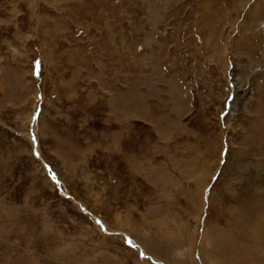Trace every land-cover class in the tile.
<instances>
[{"label": "rangeland", "instance_id": "rangeland-1", "mask_svg": "<svg viewBox=\"0 0 264 264\" xmlns=\"http://www.w3.org/2000/svg\"><path fill=\"white\" fill-rule=\"evenodd\" d=\"M0 264H264V0H0Z\"/></svg>", "mask_w": 264, "mask_h": 264}, {"label": "bare ground", "instance_id": "bare-ground-1", "mask_svg": "<svg viewBox=\"0 0 264 264\" xmlns=\"http://www.w3.org/2000/svg\"><path fill=\"white\" fill-rule=\"evenodd\" d=\"M254 12H255V11H254ZM260 21H262V20L260 19ZM235 213H236V212H235ZM229 216H230V215H229ZM238 216H239V217H238ZM253 216H254V215H252V216L249 215V216L246 218V220H243L242 218L244 217V215H243V217H242V214H239V215H238V214H235L234 217H233V220H234V221L231 220V221H233V223L230 222L231 224H230V223H229V224L232 225V226H236V228L238 229V227H239L238 224H240V222H242V223H248V222L251 223L250 221H252ZM230 219H232V218H230ZM253 220H255V219L253 218ZM255 221H256V220H255ZM259 224H260V223H259ZM252 226H253V225H252ZM254 229H255L254 227H252V228H251L250 226L248 227V232L250 231L249 233H250V235H252V238H253L252 241H255V242H253V243H255V248H256V245L258 244L257 241L260 240V239H259V238H260V235L256 232L257 229H255V232H253ZM250 235H249V236H250ZM249 238H251V236H250ZM259 242H260V241H259ZM253 243H252V244H253ZM259 244H260V243H259ZM262 249H263V248H262ZM262 249H261V250H262ZM259 250H260V249H259ZM261 253H262V252H261ZM261 253H260V254H261ZM261 257H262V256H261ZM262 258H263V257H262Z\"/></svg>", "mask_w": 264, "mask_h": 264}, {"label": "snow or ice", "instance_id": "snow-or-ice-1", "mask_svg": "<svg viewBox=\"0 0 264 264\" xmlns=\"http://www.w3.org/2000/svg\"><path fill=\"white\" fill-rule=\"evenodd\" d=\"M40 66H41V65H40V62L37 61V62H36V68L39 69ZM36 74L39 75V74H40L39 71H37Z\"/></svg>", "mask_w": 264, "mask_h": 264}, {"label": "crops", "instance_id": "crops-1", "mask_svg": "<svg viewBox=\"0 0 264 264\" xmlns=\"http://www.w3.org/2000/svg\"><path fill=\"white\" fill-rule=\"evenodd\" d=\"M159 249H157V252H158Z\"/></svg>", "mask_w": 264, "mask_h": 264}]
</instances>
